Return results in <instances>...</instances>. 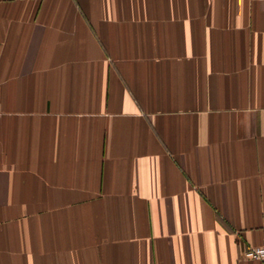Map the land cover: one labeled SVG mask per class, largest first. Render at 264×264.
I'll return each mask as SVG.
<instances>
[{
    "label": "crops",
    "instance_id": "obj_1",
    "mask_svg": "<svg viewBox=\"0 0 264 264\" xmlns=\"http://www.w3.org/2000/svg\"><path fill=\"white\" fill-rule=\"evenodd\" d=\"M264 0H0V264H264Z\"/></svg>",
    "mask_w": 264,
    "mask_h": 264
},
{
    "label": "built area",
    "instance_id": "obj_2",
    "mask_svg": "<svg viewBox=\"0 0 264 264\" xmlns=\"http://www.w3.org/2000/svg\"><path fill=\"white\" fill-rule=\"evenodd\" d=\"M243 258L264 263V247L247 249L243 254Z\"/></svg>",
    "mask_w": 264,
    "mask_h": 264
}]
</instances>
